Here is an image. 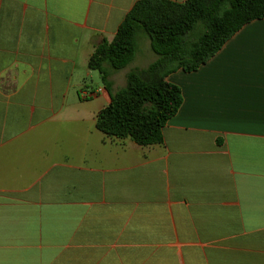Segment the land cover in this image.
<instances>
[{
    "label": "crops",
    "instance_id": "obj_1",
    "mask_svg": "<svg viewBox=\"0 0 264 264\" xmlns=\"http://www.w3.org/2000/svg\"><path fill=\"white\" fill-rule=\"evenodd\" d=\"M136 1L0 0V264H264V18L166 76L182 103L142 146L95 127L87 66Z\"/></svg>",
    "mask_w": 264,
    "mask_h": 264
},
{
    "label": "trees",
    "instance_id": "obj_2",
    "mask_svg": "<svg viewBox=\"0 0 264 264\" xmlns=\"http://www.w3.org/2000/svg\"><path fill=\"white\" fill-rule=\"evenodd\" d=\"M261 18L264 0L136 1L113 38L104 39L88 59V68L100 74L110 93L109 104L96 114L95 127L142 146L161 143L162 128L182 103L179 86L166 76L177 69L196 70L242 26ZM140 37L148 39L155 59L129 70L125 85L112 92L111 72L134 60Z\"/></svg>",
    "mask_w": 264,
    "mask_h": 264
},
{
    "label": "rangeland",
    "instance_id": "obj_3",
    "mask_svg": "<svg viewBox=\"0 0 264 264\" xmlns=\"http://www.w3.org/2000/svg\"><path fill=\"white\" fill-rule=\"evenodd\" d=\"M199 31L200 30L197 28L193 35L196 36ZM152 57H155V54L150 48L148 39L145 37H140L138 39V51L134 60L129 65H132L134 63V66L139 67V64H146V60L151 59ZM89 79L94 80L93 82L101 84L99 73L96 70L92 71V77Z\"/></svg>",
    "mask_w": 264,
    "mask_h": 264
}]
</instances>
